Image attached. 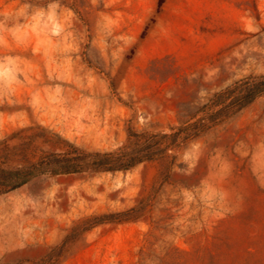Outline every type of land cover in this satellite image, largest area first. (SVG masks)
I'll return each instance as SVG.
<instances>
[{
  "label": "rangeland",
  "instance_id": "obj_1",
  "mask_svg": "<svg viewBox=\"0 0 264 264\" xmlns=\"http://www.w3.org/2000/svg\"><path fill=\"white\" fill-rule=\"evenodd\" d=\"M264 0H0V264H264ZM131 165L129 168L125 166Z\"/></svg>",
  "mask_w": 264,
  "mask_h": 264
},
{
  "label": "trees",
  "instance_id": "obj_2",
  "mask_svg": "<svg viewBox=\"0 0 264 264\" xmlns=\"http://www.w3.org/2000/svg\"><path fill=\"white\" fill-rule=\"evenodd\" d=\"M264 92V76L258 78V83L253 87L250 93H247L240 98H236L230 104H228L224 109H230L234 104L239 102V108L250 103L257 96ZM84 161L80 156L77 155H63V156H53L45 160H42L30 169L25 170H15V171H1L0 172V185L9 187L10 190L19 188L26 183H28L33 178L49 174L55 175H69L78 174L84 172ZM131 165L125 166L129 168Z\"/></svg>",
  "mask_w": 264,
  "mask_h": 264
}]
</instances>
